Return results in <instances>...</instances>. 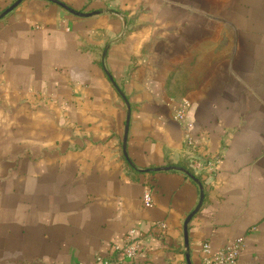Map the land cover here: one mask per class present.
I'll list each match as a JSON object with an SVG mask.
<instances>
[{
	"label": "crops",
	"instance_id": "obj_1",
	"mask_svg": "<svg viewBox=\"0 0 264 264\" xmlns=\"http://www.w3.org/2000/svg\"><path fill=\"white\" fill-rule=\"evenodd\" d=\"M56 1L69 10L23 0L0 20V264H97L130 229L127 264H202L239 237V264H264V0ZM184 103L220 157L188 252L198 185L139 171L182 167Z\"/></svg>",
	"mask_w": 264,
	"mask_h": 264
},
{
	"label": "built area",
	"instance_id": "obj_2",
	"mask_svg": "<svg viewBox=\"0 0 264 264\" xmlns=\"http://www.w3.org/2000/svg\"><path fill=\"white\" fill-rule=\"evenodd\" d=\"M188 103L182 104L175 115V120L180 122L184 131L183 162L190 169L191 173L205 184H212L214 176L218 171L220 157L203 154L200 146L192 135V123L187 120L186 111ZM142 203L145 208L154 205L151 190L143 194ZM162 231L166 229L165 224L157 225ZM143 234L138 229H130L124 236L122 242L114 246L113 256H98L97 264H127L138 259L143 252ZM245 247V238L239 237L234 242L223 248L212 252L208 243L202 247V264H239L240 254Z\"/></svg>",
	"mask_w": 264,
	"mask_h": 264
},
{
	"label": "water",
	"instance_id": "obj_3",
	"mask_svg": "<svg viewBox=\"0 0 264 264\" xmlns=\"http://www.w3.org/2000/svg\"><path fill=\"white\" fill-rule=\"evenodd\" d=\"M23 0H17L16 3L10 8L8 9L7 11H5L1 16H0V20L2 18H4L9 12H11L13 9H15ZM49 1H52V2H55L59 5H62L63 7H65L66 9H68L65 5L61 4L60 2L56 1V0H49ZM69 10V9H68ZM71 11V10H70ZM72 13L78 15V16H81V17H87L89 15H85V14H80V13H76L74 11H71ZM115 14L117 17H119L122 22H123V30L121 32V34L119 35V37L115 40V41H118L120 40L122 37H124L126 31H127V23L125 21V17L124 15H122L121 13H113ZM113 41V42H115ZM111 45V43H108L107 47H109ZM105 55H106V52L104 53V56H103V61L105 60ZM127 123H126V128H125V136H124V140H123V153L126 157V159L128 160V162L134 167V165L132 164V162L130 161L129 157H128V154H127V138H128V128H129V120H130V106L128 105L127 106ZM140 172H164V171H178V172H182L184 173L185 175H187L190 179H192L199 187V190H200V202H199V205L197 207V209H195V211L189 215V217L187 218L186 222H185V225H184V239H185V244H186V249L185 251L188 252V248H189V241H188V226H189V223L191 221V219L195 216V214L200 210L202 204H203V201H204V187L201 183V181L196 178L191 172H189L187 169L185 168H182V167H177V166H168V167H161V168H157V169H150V170H140ZM187 261L188 263L190 264L189 262V255H187Z\"/></svg>",
	"mask_w": 264,
	"mask_h": 264
},
{
	"label": "trees",
	"instance_id": "obj_4",
	"mask_svg": "<svg viewBox=\"0 0 264 264\" xmlns=\"http://www.w3.org/2000/svg\"><path fill=\"white\" fill-rule=\"evenodd\" d=\"M180 166H182L183 168H185V169H187L189 172H191L190 171V169L187 167V165L186 164H184V163H182ZM197 178V177H196ZM199 179V178H198ZM200 180V179H199ZM201 181V180H200Z\"/></svg>",
	"mask_w": 264,
	"mask_h": 264
}]
</instances>
